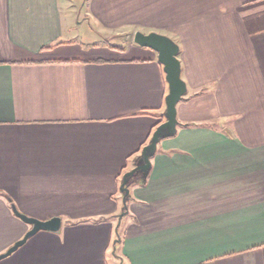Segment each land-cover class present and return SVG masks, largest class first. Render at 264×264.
Masks as SVG:
<instances>
[{
	"label": "crops",
	"instance_id": "obj_1",
	"mask_svg": "<svg viewBox=\"0 0 264 264\" xmlns=\"http://www.w3.org/2000/svg\"><path fill=\"white\" fill-rule=\"evenodd\" d=\"M136 30L178 44L187 90L125 209L168 92ZM11 203L61 227L0 264H264V0H0V253L29 228Z\"/></svg>",
	"mask_w": 264,
	"mask_h": 264
},
{
	"label": "water",
	"instance_id": "obj_2",
	"mask_svg": "<svg viewBox=\"0 0 264 264\" xmlns=\"http://www.w3.org/2000/svg\"><path fill=\"white\" fill-rule=\"evenodd\" d=\"M133 41L141 46L150 47L157 52L158 61L163 65L168 92L165 95L164 120L155 127L148 143L142 147L140 154L134 158L133 167L122 175L120 191L122 192V202L125 209L129 196L130 177L137 174L138 179L136 181L139 182L146 178L151 165L150 157L155 153L157 143L160 139L171 136L176 132L178 124L176 105L187 90L186 83L181 78V64L177 56L179 46L172 38L154 31L144 33L136 30L133 34ZM10 205L13 213L27 223L29 228L21 238L14 241L4 252L0 253V258L13 252L39 230L51 232H58L60 230L61 218L59 216L53 215L49 218L41 219L18 211L14 203ZM125 209L117 216V227L126 212ZM118 240V237H116L114 242Z\"/></svg>",
	"mask_w": 264,
	"mask_h": 264
},
{
	"label": "rangeland",
	"instance_id": "obj_3",
	"mask_svg": "<svg viewBox=\"0 0 264 264\" xmlns=\"http://www.w3.org/2000/svg\"><path fill=\"white\" fill-rule=\"evenodd\" d=\"M77 33H78L77 38L78 36L83 37L82 38L83 40L82 41L79 40V42L83 43L85 48L94 47L98 41L103 42V44L107 43L108 46L109 45H115V46H125L126 45L124 38L122 36H114L113 31L105 30V29H102L101 31L98 28H94L93 30H90L86 24L79 27ZM110 253H112V249L108 253L109 256H110Z\"/></svg>",
	"mask_w": 264,
	"mask_h": 264
},
{
	"label": "trees",
	"instance_id": "obj_4",
	"mask_svg": "<svg viewBox=\"0 0 264 264\" xmlns=\"http://www.w3.org/2000/svg\"><path fill=\"white\" fill-rule=\"evenodd\" d=\"M157 117H158L157 123H160L163 120V115H160V116H157ZM137 179H138V175L137 174L131 176L130 179H129V184L135 182Z\"/></svg>",
	"mask_w": 264,
	"mask_h": 264
}]
</instances>
